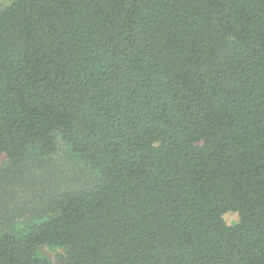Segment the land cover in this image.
Here are the masks:
<instances>
[{
  "label": "trees",
  "instance_id": "obj_1",
  "mask_svg": "<svg viewBox=\"0 0 264 264\" xmlns=\"http://www.w3.org/2000/svg\"><path fill=\"white\" fill-rule=\"evenodd\" d=\"M0 155V264H264V0H9Z\"/></svg>",
  "mask_w": 264,
  "mask_h": 264
},
{
  "label": "rangeland",
  "instance_id": "obj_2",
  "mask_svg": "<svg viewBox=\"0 0 264 264\" xmlns=\"http://www.w3.org/2000/svg\"><path fill=\"white\" fill-rule=\"evenodd\" d=\"M9 0H0V7L8 3ZM4 160V156L0 155V163ZM224 220L228 225H233L238 221V216L236 213L233 212H228L224 215ZM44 253L46 256L50 259L52 264H61V251L60 250H49V249H44Z\"/></svg>",
  "mask_w": 264,
  "mask_h": 264
}]
</instances>
